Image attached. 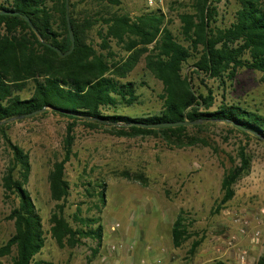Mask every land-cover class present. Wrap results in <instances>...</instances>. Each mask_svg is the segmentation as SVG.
<instances>
[{
    "label": "trees",
    "instance_id": "1",
    "mask_svg": "<svg viewBox=\"0 0 264 264\" xmlns=\"http://www.w3.org/2000/svg\"><path fill=\"white\" fill-rule=\"evenodd\" d=\"M187 2L189 10L177 14L179 25L174 32L171 18L160 9L132 16L113 10L120 6V0H68L74 49L66 56H59L47 46H55L62 53L70 49L66 0L0 2V11L18 13L0 15V135L10 154L1 187L3 200L12 204L6 219L12 221L14 229L0 245V259L9 257L11 264H45L36 259L45 245V231L27 189L30 158L9 139L5 132L8 120L49 113L68 120L61 159L55 157L47 174L49 195L54 202L48 219L49 234L59 249H73L84 240L89 241V263L102 247L105 184L82 178L86 196L94 200L95 213L83 215L76 207L66 216L70 185L65 178V165L73 156L77 125L101 129L115 137H159L174 149L201 146L217 152L206 136L194 130L203 131L207 125L223 122L231 131L264 144L263 115L233 102L215 106L213 91L199 92L194 78L183 73L191 60L194 75L213 79L222 86L232 82L242 69L264 74V0H235L237 8L228 24L219 21L217 2ZM141 59L146 71L161 84L160 111L147 116L122 115L118 113L121 108L140 105V85L127 78ZM194 121L199 123L152 127ZM227 159L229 167L221 179V198L214 213L233 199L236 184L251 166L245 148H239L234 157L227 155ZM123 176L142 185L147 183L142 173ZM185 214L181 209L171 226L175 249L195 235L190 231L192 220ZM202 241L201 237L192 240L187 254H195ZM254 264H264V252Z\"/></svg>",
    "mask_w": 264,
    "mask_h": 264
},
{
    "label": "rangeland",
    "instance_id": "2",
    "mask_svg": "<svg viewBox=\"0 0 264 264\" xmlns=\"http://www.w3.org/2000/svg\"><path fill=\"white\" fill-rule=\"evenodd\" d=\"M120 1V6L113 10L132 16L162 10L171 18L174 32L179 25L177 14L189 10L187 0L178 3L163 0L162 4L154 5H149L148 0ZM213 1L217 2L221 15L219 21L228 24L237 8L235 0ZM94 34L91 32L92 36ZM112 46L119 52L114 44ZM192 64L188 61L183 73L194 78L193 84L199 92L213 91L215 106L221 102L238 103L264 116L263 73L242 69L232 82L222 86L213 79L194 75ZM127 80L140 85L137 91L140 105L121 108L118 113L130 117L158 113L161 84L146 71L143 59ZM67 121L49 113L11 120L5 131L30 158L27 189L45 231V245L36 256L37 260L45 264H114V261L117 264H254L264 252V144L231 131L223 122L207 125L203 131L194 130L206 136L217 152L201 146L174 149L159 137H115L101 129L77 125L73 156L65 165V178L70 185L66 216L69 217L76 207L83 215H93L94 200L86 196L84 180L104 183L102 247L90 263L87 259L91 243L87 240L73 249H59L49 234L48 219L54 202L50 199L47 174L55 157L61 159ZM239 148H245L251 157L250 170L236 184L233 199L214 213L221 198V179L229 167L227 155L234 157ZM9 159V151L0 135V245L14 232L12 221L6 219L12 204L3 200L1 187V177ZM123 173L131 176L142 173L147 183L142 185L125 178ZM181 209L192 220L190 231L195 235L175 249L170 230ZM115 224L118 228L112 231ZM253 232H257V237H253ZM200 237L201 245L195 254L188 255L191 241ZM113 245L118 250L111 254L109 249ZM0 264H11L10 258L0 259Z\"/></svg>",
    "mask_w": 264,
    "mask_h": 264
},
{
    "label": "water",
    "instance_id": "3",
    "mask_svg": "<svg viewBox=\"0 0 264 264\" xmlns=\"http://www.w3.org/2000/svg\"><path fill=\"white\" fill-rule=\"evenodd\" d=\"M66 19H67V25H68V33H69V38H70V41H71V46H70V49L64 53L61 52L60 49H58L57 47L55 46H52V45H49L47 44V46L49 48H51L52 50H54L55 52H57V54L59 56H66L68 54H70L73 49H74V34H73V31L71 29V26L69 24V18H68V0H66ZM18 13L17 12H12V11H0V15H17ZM24 19L26 20V22H28L29 26L32 28V30L36 33L35 29L33 28V25L31 24V22L29 21V19L27 17L24 16ZM44 108L40 111H43ZM36 112L34 113H31V114H27V115H24V117H28L32 114H35ZM23 117V116H22ZM21 117H17V118H13L11 120H15V119H19ZM11 120H8V121H11ZM196 123H199V121H194V122H180V123H170V124H158V125H154L152 127H170V126H174L176 124H183V125H192V124H196Z\"/></svg>",
    "mask_w": 264,
    "mask_h": 264
},
{
    "label": "built area",
    "instance_id": "4",
    "mask_svg": "<svg viewBox=\"0 0 264 264\" xmlns=\"http://www.w3.org/2000/svg\"><path fill=\"white\" fill-rule=\"evenodd\" d=\"M163 0H148L149 5H154L156 3L162 4ZM116 228H118V224H115L111 227V230L114 231ZM253 237H257V232L252 233ZM118 247L117 246H111L109 249V252L113 254L114 252H117ZM114 264H117V261H114Z\"/></svg>",
    "mask_w": 264,
    "mask_h": 264
},
{
    "label": "crops",
    "instance_id": "5",
    "mask_svg": "<svg viewBox=\"0 0 264 264\" xmlns=\"http://www.w3.org/2000/svg\"><path fill=\"white\" fill-rule=\"evenodd\" d=\"M118 263V262H117Z\"/></svg>",
    "mask_w": 264,
    "mask_h": 264
}]
</instances>
